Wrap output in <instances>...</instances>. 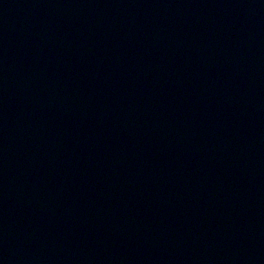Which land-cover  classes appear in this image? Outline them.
I'll list each match as a JSON object with an SVG mask.
<instances>
[{
    "label": "water",
    "instance_id": "1",
    "mask_svg": "<svg viewBox=\"0 0 264 264\" xmlns=\"http://www.w3.org/2000/svg\"><path fill=\"white\" fill-rule=\"evenodd\" d=\"M0 264H264V0H0Z\"/></svg>",
    "mask_w": 264,
    "mask_h": 264
}]
</instances>
